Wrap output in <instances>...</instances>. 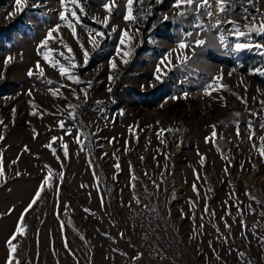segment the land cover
<instances>
[{
    "label": "rangeland",
    "instance_id": "1",
    "mask_svg": "<svg viewBox=\"0 0 264 264\" xmlns=\"http://www.w3.org/2000/svg\"><path fill=\"white\" fill-rule=\"evenodd\" d=\"M236 1L209 0L216 28L177 0H133L132 21L127 0H79V21L0 0V28L24 22L0 33V264H264V33L227 23L259 25L264 0Z\"/></svg>",
    "mask_w": 264,
    "mask_h": 264
},
{
    "label": "snow or ice",
    "instance_id": "2",
    "mask_svg": "<svg viewBox=\"0 0 264 264\" xmlns=\"http://www.w3.org/2000/svg\"><path fill=\"white\" fill-rule=\"evenodd\" d=\"M113 2H114V0H113ZM23 3H24V0H16V4H17L18 6H22ZM68 3L72 4L74 7L71 8V9H69V8L67 7V4H68ZM127 3H128L129 11H128V14L124 17V19H125V20H129V21H132V20H134V17L132 16V13H131V5H132V3H133V0H127ZM249 3H252V0H249ZM61 4L64 5V10H65V11H70V12H71V15H72L73 17H75V18L77 19V21H79V16H77L76 8L79 7V11H80L81 13H83V11H84V8H83V6L80 5L79 0H61ZM181 4L187 5L188 7H191L193 4H195L197 10H199V9L202 8V9L205 10V14H206L210 19H213V18H214V14H213V12L211 11V8L213 7V3H209V0H177V4H176V6L179 7ZM214 4H215V6L218 8V12H219L220 14H223L225 11L229 10V8H230V4L227 3L226 0H214ZM34 6H36V5H34ZM103 7H104L106 10H108V12H109V16H110V14H111V10H110L109 4H108V3H105V4L103 5ZM181 15H183V13H181ZM109 16H106L105 19H104L103 21L100 22V23L103 24V26H104L105 28L108 27ZM60 19H61L62 21H65V22L67 23V26L71 29L73 35H75V33H76V29H75V27L72 25V23H71L70 21H67V20H66V17H65V15H64L63 12H61V14H60ZM166 19H167V17H166ZM245 19L247 20L248 17L245 16ZM251 20H252V23H251V24H246V25H244V28L247 30V32L242 31L241 28H240V26L238 25V23L235 22V21H227V23H230V24L233 25L234 34H235L238 38L241 37V36H245L246 34H250V33L253 32V31H255V32L258 33V34H260V33H264V17H262L261 22H260L259 25H257V24L255 23V21H256V17H252ZM221 23H222V21L219 19L218 16H216V17L214 18V24H213V27L219 28V26H220ZM198 26H199V25H198ZM60 27H61V25L58 24V25H56L55 28L50 29V30L48 31L47 37H45V39L41 42V44H40L39 47H45V46L48 44V40H49L50 38H52V32H53V31H58V29H59ZM115 30H116V28H115V26H114V27L112 28V31H115ZM188 35L191 36L192 33H188ZM89 36H90V42H92L93 45L96 46L95 37H93V36L91 35V32L89 33ZM96 36L103 37V36H104V32H102V31H97V32H96ZM125 38H127L128 40H131V39H132V38L129 36V34H128V32H127L126 30L123 31V34H122V36H121V38H120V43H121V44H124V43H125ZM61 43H62V41H61ZM205 43H206V41L201 40V39H196V40H195V45H196L197 47L203 46ZM220 43H221L222 45H224V43H225V37H224L223 34L220 35ZM187 47H189V46L186 45V44H184V43H181V44H180V48H181V49H185V48H187ZM250 47H251V45L248 44V43H240V42H236V43H235V47L232 49V51L238 53V52H240L242 49H246V48H250ZM256 47H261V46H260V45H256ZM81 48H83V45H82V44H81ZM68 50L71 51L70 48H69ZM38 51H39V48H38ZM118 54H119V53H118ZM62 55H63V53H61V56H62ZM124 55L127 56L128 53H124ZM11 59H12L11 57H8V60H11ZM44 59H45V60H48L47 55L44 56ZM186 59H187V56H185V60H186ZM87 61H88V52L85 50V51H84V64H85V65L87 64ZM122 62L125 63V64L128 63L127 59H123ZM52 66L55 67V64H53ZM82 66H83V65H82ZM37 67H39V63L37 64ZM111 67H112V68H115V67H116V64H115L114 61L111 63ZM157 71H159V69H157ZM60 74H61V76H65V75L67 74V69H65L63 65L60 66ZM261 74L264 75V73H261ZM28 75L31 77V76L33 75V72H32V71H29V72H28ZM229 75H231V73H229ZM40 76H41V77L44 76V70H43V69H40ZM67 79H69V80L71 81V80L73 79V77H72L71 75H67ZM157 79H159V76L157 77ZM218 79H220V77H215V78H213V83H215L216 80H218ZM76 82L79 83L80 81L77 80ZM48 83H52V82L49 81ZM90 86H91V82H87V87H90ZM63 87H68V86L65 85V86H63ZM208 87L211 88L212 85L210 84ZM214 90H218V89H214ZM50 91H52V90L50 89ZM56 91L58 92L59 90L57 89ZM108 91L110 92L111 89L109 88ZM206 91H207V89H206ZM53 94L55 95L56 92H53ZM207 94L210 95L211 93L208 92ZM29 95H31V92H29ZM83 95H84L85 99H87V88H85V89L83 90ZM186 95H187V94L185 93V96H186ZM65 99H66V98H65ZM77 99H79V96H77ZM161 106H162V105H161ZM71 107L75 108L76 106L73 105V106H71ZM33 114H35V113H33ZM70 115H72V114L70 113ZM237 115H239V114H237ZM73 118H74V117H73ZM0 123H2V122H0ZM59 127H60L61 129H64V128H65L64 123H63V122H60ZM212 127H213V129H214L213 132H212V136L215 137V136H216L215 125H213ZM65 131H66V134H71V129H66ZM237 134H239V133L237 132ZM207 139H208V138H206V140H207ZM261 139L264 140V137H262ZM55 140H56V137H53V141H55ZM45 147H49V148H51V143L48 144V145H45ZM52 151H53V153L55 154V151H56V150H55L54 148L52 149ZM63 151H64V155L67 156L68 153H67V146H66V145H64V147H63ZM261 155H264V150H261ZM201 164H203V160H201ZM116 167L119 168V165L117 164ZM49 176H51V169H49ZM133 179H135V177H133ZM197 179H199V175H198V174H197ZM44 183L47 184V183H48V180L46 179V180L44 181ZM49 187H51L50 184H49ZM133 187H134V185H133ZM157 187H158V186H157ZM193 189L195 190V185H193ZM39 195H40V192L38 191V192L36 193L37 198L39 197ZM197 195H199V193H197ZM32 203H35V200H34ZM205 211H207V209H205ZM229 214H230V213H229ZM22 218H23V217H21V219H22ZM22 231H23V229H21V228H18V229H17V232H22ZM12 239H15V236H13V237L8 241V246H9V248L11 249V251H12L13 253H15V251H16V246L12 244ZM137 258H139V257H137ZM7 264H12V258H10V259L8 260ZM16 264H19V261H18V260L16 261Z\"/></svg>",
    "mask_w": 264,
    "mask_h": 264
},
{
    "label": "trees",
    "instance_id": "3",
    "mask_svg": "<svg viewBox=\"0 0 264 264\" xmlns=\"http://www.w3.org/2000/svg\"><path fill=\"white\" fill-rule=\"evenodd\" d=\"M81 15H82V14H81ZM81 21H82L84 24L88 25V26H91V27L96 28V29H98V30L104 31V28H103L101 25H99V24L96 23V22L91 21L90 19H88L87 16H83V15H82V17H81ZM19 23H24V22L21 21V18H18V19H16V20H14L12 23H10L9 25H7L6 27H1V28H0V33H1V32H4L5 30H8L9 32H10V31L13 32V31L18 30V25H19Z\"/></svg>",
    "mask_w": 264,
    "mask_h": 264
},
{
    "label": "built area",
    "instance_id": "4",
    "mask_svg": "<svg viewBox=\"0 0 264 264\" xmlns=\"http://www.w3.org/2000/svg\"><path fill=\"white\" fill-rule=\"evenodd\" d=\"M230 1H231V4H232V2H237L236 0H230ZM214 5H215V4H214ZM214 7H216V6H214ZM216 8H217V7H216ZM217 10H218V8H217ZM211 11H212V8H211ZM213 14L218 15V14H216V13H213ZM261 150H264V145L258 148V151H261ZM249 156H250V155H249ZM251 157H252V156H251Z\"/></svg>",
    "mask_w": 264,
    "mask_h": 264
},
{
    "label": "bare ground",
    "instance_id": "5",
    "mask_svg": "<svg viewBox=\"0 0 264 264\" xmlns=\"http://www.w3.org/2000/svg\"><path fill=\"white\" fill-rule=\"evenodd\" d=\"M214 10V9H213ZM216 14H218V13H216Z\"/></svg>",
    "mask_w": 264,
    "mask_h": 264
}]
</instances>
